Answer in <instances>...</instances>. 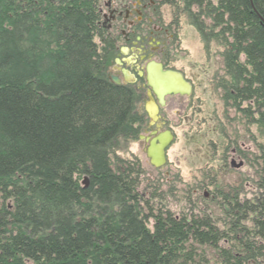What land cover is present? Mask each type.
<instances>
[{
	"label": "trees",
	"instance_id": "trees-1",
	"mask_svg": "<svg viewBox=\"0 0 264 264\" xmlns=\"http://www.w3.org/2000/svg\"><path fill=\"white\" fill-rule=\"evenodd\" d=\"M160 1L217 48L225 108L264 138V0ZM102 3L0 0V264H264V158L215 209L182 189L175 210L111 158L141 118L109 79Z\"/></svg>",
	"mask_w": 264,
	"mask_h": 264
},
{
	"label": "flooded vegetation",
	"instance_id": "flooded-vegetation-1",
	"mask_svg": "<svg viewBox=\"0 0 264 264\" xmlns=\"http://www.w3.org/2000/svg\"><path fill=\"white\" fill-rule=\"evenodd\" d=\"M164 6L167 5L162 4L160 0H103L102 5L99 7L101 27L104 30L106 39L109 43H112L113 46L112 59L115 69H112L108 73L109 78L115 76L119 79L121 84H133V89L138 94L137 100L139 98H144V113L138 114L141 119L140 122L136 124L139 132L134 142L137 143V146L143 153V148L146 144L145 138H152L154 136L153 132L159 133L167 130L173 136L170 143L164 149L165 164L159 169H155L149 165L154 170H160L167 164V158H170L167 151L175 138L172 128L173 118L168 112L174 110L178 113V117H181L184 109L194 107L192 102V95L194 93L192 82L182 71L175 69L170 64V50L177 40V29L180 28L181 17L176 22L170 7L167 6L170 9V18L168 21L164 22L160 11V8ZM153 43H155L156 46H153ZM124 48L126 49L125 53L122 52ZM116 60H119V63H116ZM151 60L160 63L165 70H173L180 73L184 80L190 85V92L188 94L166 95L162 106L159 105L156 97L151 91H149L148 96V88L145 86L144 80V68ZM128 76L131 77L129 80H126L125 78ZM222 76H224L223 73L222 75L216 76L217 78L215 77V79L217 80ZM136 82H138V84ZM223 95L224 92L219 97L222 98ZM147 102H153L157 108V120L152 124L149 123V118L144 109L145 103ZM240 105V108L243 110L247 109L249 101L243 100ZM223 107L226 109L224 102ZM231 110L234 115L230 117V122L227 123L232 130L229 131L227 128H224V126L223 129H220L222 135L220 148L216 144V141L211 140L210 144L212 148L214 146V154L190 157L220 158L221 162L218 166L219 170H221L220 174L229 178H226L227 180L223 178L217 180L218 174L217 170H215L214 174L210 173L206 180H202L197 186L194 185L192 193L198 198L199 203L203 202L206 207H213V209H215L216 205L220 202L221 193L225 191L222 186L232 188L233 185L236 186L243 183L245 187H248L246 180L249 177L251 158H264V151L262 150L264 147L263 136L259 131H257L258 136L252 134L250 131V127H256V125L248 124L246 115L238 111L236 112L235 109ZM234 118L237 119L236 122H232ZM157 124H159L158 127L156 126ZM258 138H261L262 141L258 140L257 142L256 139ZM210 144L208 143L209 146ZM251 144L255 150L251 149ZM143 155L145 156L144 153ZM145 158L147 157L145 156ZM227 160L230 161V164L226 163ZM209 185H214L213 189H211ZM201 188H203V191L200 194L199 190ZM230 190L231 189H227V191ZM246 190L248 194L245 192L244 187L241 192H237L238 199H242L240 201L248 200L250 197V192L247 188Z\"/></svg>",
	"mask_w": 264,
	"mask_h": 264
},
{
	"label": "rangeland",
	"instance_id": "rangeland-1",
	"mask_svg": "<svg viewBox=\"0 0 264 264\" xmlns=\"http://www.w3.org/2000/svg\"><path fill=\"white\" fill-rule=\"evenodd\" d=\"M160 11L164 22L168 21L170 9L164 6L160 8ZM152 45L156 46L155 43ZM170 53V64L175 69L182 71L193 84L192 102L194 107L184 109L181 117H178V113L174 110L168 112L173 118L172 128L175 138L167 151L170 157L167 158V164L160 170L152 169L147 162V158H145L137 143L134 142L135 139L127 142L118 141L111 158L135 163L140 170L139 179L147 178V181H143L141 187L158 177L161 178L159 181L162 184L161 189L167 190L168 187H173L176 196L170 198V201L168 200V205L172 210H175L182 203V201L178 202L181 190L184 189V191L190 193L194 185L197 186L199 182L206 180L210 173L214 174L215 170L218 174L217 180L219 178L229 179L227 176L220 174L221 170L218 168L221 162L220 158L190 157L214 154V146L212 148L210 141H216L220 148L222 138L220 129H223L224 126L227 130H232L227 122H230L229 119L234 113L230 108L224 109L223 101L219 97L223 91L218 85L216 86L218 82L215 77L223 73L217 48L211 46L208 51L205 50L195 29L188 25L183 17L180 18L177 40L172 45ZM112 58L108 59V73L115 69ZM130 77L128 76L125 79L129 80ZM136 83L138 84V82ZM127 85L133 88V84ZM143 102L144 98H139L136 102L135 109L139 114L144 113ZM236 121V118L232 120V122ZM250 131L258 136L255 126H251ZM256 140L257 142L258 140L262 141L261 138ZM251 149L255 150L252 144ZM226 163L230 164V161L227 160ZM252 170V167L249 168V175ZM209 187L213 189L214 185H209ZM202 191L203 188L199 190L200 194ZM246 193L248 194V192Z\"/></svg>",
	"mask_w": 264,
	"mask_h": 264
},
{
	"label": "water",
	"instance_id": "water-1",
	"mask_svg": "<svg viewBox=\"0 0 264 264\" xmlns=\"http://www.w3.org/2000/svg\"><path fill=\"white\" fill-rule=\"evenodd\" d=\"M125 50L124 48L122 52L125 53ZM116 63H119V60H116ZM144 71V80L145 86L148 88V96L149 91H151L161 106L164 104V97L166 95L188 94L190 92V85L180 73L173 70H165L160 63L151 60L145 65ZM110 79L113 83L120 84L117 77L111 76ZM144 109L149 118V123L152 124L155 122L157 120V108L155 104L153 102H147L145 103ZM156 126L158 127L159 124ZM153 134L154 136L152 138H145L146 144L144 145L143 153L147 157L148 164L155 169H159L166 162L164 149L170 143L173 136L167 130L159 133L153 132Z\"/></svg>",
	"mask_w": 264,
	"mask_h": 264
}]
</instances>
